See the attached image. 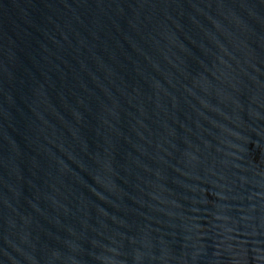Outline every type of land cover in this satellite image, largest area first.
<instances>
[{"label":"water","instance_id":"1","mask_svg":"<svg viewBox=\"0 0 264 264\" xmlns=\"http://www.w3.org/2000/svg\"><path fill=\"white\" fill-rule=\"evenodd\" d=\"M0 264H264V0H0Z\"/></svg>","mask_w":264,"mask_h":264}]
</instances>
